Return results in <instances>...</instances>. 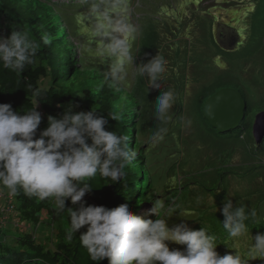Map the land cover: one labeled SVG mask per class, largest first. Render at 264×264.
Wrapping results in <instances>:
<instances>
[{"label": "trees", "instance_id": "obj_1", "mask_svg": "<svg viewBox=\"0 0 264 264\" xmlns=\"http://www.w3.org/2000/svg\"><path fill=\"white\" fill-rule=\"evenodd\" d=\"M115 2H120L118 9L111 7ZM200 2L202 0H0V37L8 38L13 30H21L27 31L40 43L36 56L26 64L21 74L4 68L0 63V104H10L14 111L23 115L33 107L37 99L34 94L38 93L36 110L42 119L37 138L48 126V116L61 118L70 104L74 106L73 113L94 110L97 115L105 116L108 119L105 130L127 136L129 148L136 152V158L124 169L125 175L119 182L99 173L86 180L92 188L82 198L84 206L111 209L127 203L130 209L135 210L141 207V202H149L155 208L153 220L165 219L169 226L184 222L192 230L205 227L215 236L217 246L224 250L222 256L236 253L247 264H258L264 253L259 251V254L253 238L264 234L261 208L264 202V139L253 140L248 128L250 113H245L235 129L218 132L202 117L200 110L188 117L181 115L183 96L180 99L173 88V91L168 88L166 81L160 89L172 91L176 104L169 113L170 121L162 124L155 119L156 98L152 92L156 90L148 89L147 78L138 75V66L157 54L156 49L165 34H169L166 35L169 41L185 45L188 39L196 44L195 35L201 33V44L212 48L200 53L203 59L207 60L209 54L215 53V57L224 54L226 59L230 58L232 51L224 52L222 46L213 40L214 33L221 28L219 21L199 18L207 14L203 12L206 7ZM227 3L238 4L240 0H228ZM247 4L249 7L246 9ZM154 5L159 6L158 10L163 7L170 15L164 20L155 17L157 22L144 25L146 30L140 49L127 61L126 75L122 80H111L107 75L110 69L103 67L102 63L104 42L96 35L101 15L93 16L94 12L101 10L115 17L122 9H133L136 16L135 8L138 7V12L146 15V19L152 15ZM241 12L245 15L243 19ZM66 13L77 18L88 15L92 29L83 43L76 38ZM237 13L234 21L243 22L246 18V28L254 30L260 37L259 43L246 50L237 64L240 69H245L246 76L251 73L253 78L264 64V0H248ZM187 16L190 19H182ZM201 20L200 32L196 33ZM158 22L161 24L157 26ZM45 34L52 37L49 45H43L41 41ZM254 56L261 60H255ZM234 57H238L236 53ZM131 64L133 67L129 68ZM225 81L233 83L230 75L225 77ZM248 90L251 92L250 87ZM242 94L247 98L244 87ZM125 99H128L127 109L124 106L118 108ZM247 100L249 110L250 106L260 108L251 95ZM130 107L133 108L131 117L128 116ZM173 118L175 122L172 124ZM160 127L167 128L163 139L167 136L176 139L173 149L176 155L166 170L168 179L172 177L173 180L165 185L162 184L163 177H156L155 187L160 188L156 192L152 177H140V181L132 175L135 168L142 169L147 165L148 152L153 149V140L146 138V134L153 135ZM237 151L242 154L233 160ZM129 182L141 189L134 197L126 192ZM160 198L162 202L158 203ZM226 200H231L234 209L243 204L247 211H255L256 216L246 222L248 235L232 238L224 229L222 208ZM79 206L80 202L73 205L70 199H66L65 210L58 211L52 198L28 197L22 190L12 196L0 184V264H96L80 241L86 226L75 232L71 239L68 237L70 218L67 209L75 210ZM42 223L51 228L44 239L37 234ZM250 244H253V249L247 248ZM97 264H108V260Z\"/></svg>", "mask_w": 264, "mask_h": 264}, {"label": "clouds", "instance_id": "obj_2", "mask_svg": "<svg viewBox=\"0 0 264 264\" xmlns=\"http://www.w3.org/2000/svg\"><path fill=\"white\" fill-rule=\"evenodd\" d=\"M227 1L211 0L210 3L219 8L199 18H215L219 21L221 28L214 33L213 40L222 46L224 52L232 51L230 58L226 59L224 54L215 57V53L209 54L207 60L203 59L200 53L212 48L201 44V33L195 35L196 44L188 39L189 42L185 45L169 41L166 39L169 34H165L156 49L157 54L147 63L138 66V75L147 78L148 89L156 90L152 92L156 98L155 119L162 124L170 121L169 113L176 104L173 88L180 99L183 96L181 115L188 117L200 110L202 117L207 116V122L221 132L209 121L214 109L210 107L207 110L210 105L206 100L210 98L214 101L217 91H220V96L223 90H227L223 94L225 96H232L237 91L244 104L241 118L234 128L240 125L245 113H250L248 128L250 127L252 138L256 141L257 132H263L261 139H264V64L253 78L251 73L246 76V72L242 76L245 69H240L237 64L246 50L259 43L260 37L254 30L246 28V18L243 22L234 21L237 12L243 9L248 0H240L238 4ZM152 7L153 13L146 19V15L142 16L138 7L135 8V13L138 14L136 17L144 20L143 25L137 24L136 27L130 23L127 15H123L124 9L115 17L102 14L96 27V35L104 42L105 51L102 53L110 61L107 75L111 80L119 81L126 75V61L131 60L140 49L141 38L146 30L144 25L157 22L156 18L167 19L170 15L163 7L162 15L154 14L159 6ZM248 7L247 4L246 9ZM224 15L227 21L222 20ZM240 16L242 19L245 17L243 12ZM187 18L189 16L182 17L185 20ZM203 20L199 22L196 33L200 32L199 26ZM160 24L158 22L157 26ZM125 35L134 39L131 53ZM41 41L43 45H49L52 37L45 34ZM39 49L40 43L31 38L27 31L13 30L8 38L0 37V63L4 68L21 74ZM181 52L183 53L180 55ZM262 56L264 62V55ZM254 59L261 60L258 56H254ZM229 75L232 84L225 81V77ZM166 81L172 91L160 89ZM242 87L246 89L247 98L242 94ZM34 95L37 99L33 107L23 115L14 111L10 104H0V184L12 196L22 190L28 197L40 200L52 198L58 211L65 210L66 199H70L73 205L80 202L77 209H67L70 218L68 237L71 239L75 232L86 226V232L81 234L80 241L92 261L96 264L104 259L108 260V264H247L236 253L220 256L215 250V236L205 227L192 230L184 222L169 226L165 219L153 220L155 208L149 202H141V207L135 210L130 209L127 203L111 209L104 206H84L82 198L92 188L85 181L99 173L104 178L119 182L125 175L124 169L136 158V152L129 148L127 136L105 130L108 124L105 116L97 115L94 110L73 113L74 106L71 104L61 118L48 116V126L37 138L42 117L36 110L39 94ZM250 95L256 105L260 104V108H247L246 101H249L247 99ZM213 103L215 107L218 100ZM174 122L173 118L171 123ZM148 133L146 138L159 142L167 133V128L160 127L150 138ZM241 154L240 151L235 152V159ZM140 191L134 183L129 182L126 186V192L133 197ZM143 204L152 208L151 213L142 210ZM222 214L223 227L232 238L248 235L249 227L246 222L256 216L255 211H247L243 204L234 209L231 200L224 202ZM174 243L186 247L183 249ZM253 243L258 252L264 253V234H257ZM249 249H253V244H250ZM258 264H262V260Z\"/></svg>", "mask_w": 264, "mask_h": 264}, {"label": "rangeland", "instance_id": "obj_3", "mask_svg": "<svg viewBox=\"0 0 264 264\" xmlns=\"http://www.w3.org/2000/svg\"><path fill=\"white\" fill-rule=\"evenodd\" d=\"M210 1L211 0H202V2H201L206 7L205 11H203V12H206L207 14H211L215 8H219L215 4H211ZM119 4H120V2H117V4H113L111 7L114 6L115 9H118ZM156 13L162 15L163 9H159V10L157 9L156 11H154V14H156ZM102 14H104V12L99 10L96 13L94 12L93 16L99 17V15H101V17H102ZM123 15H127V17L130 19V23L134 27H136L137 24H142V25L144 24L143 18H137L133 13V9H130V11L128 9H126L125 11H123ZM65 17L69 21L70 27L75 31L74 33L76 35V38L78 40H80L79 42L83 43L85 41L86 37H88V34L92 29L91 24L88 20V15L83 14L81 17L77 18L75 15H72L70 13H66ZM100 20H101V18H100ZM222 20L227 21L226 15H224L222 17ZM223 23L227 24V22H223ZM134 34H136V33H134ZM124 38L128 44V47H129V50L131 53V48L133 47L134 39L128 35H125ZM84 47H86V46H84ZM104 51H105V48H104V43H103L101 52L104 53ZM86 53L89 55L90 51L87 50ZM131 56H132V54H131ZM102 60H103V62H102L103 67L106 66L109 68L110 61L106 57L102 58ZM129 68H130V65H129ZM94 76L98 79L100 78V76L98 74H94ZM242 76H245V71L242 73ZM127 103H128V99H125L124 102L118 106V108L121 106H124V109H127ZM128 110H129L128 116L131 117L132 113H133V108L130 107ZM152 136L153 135L148 133L149 138ZM175 142H176V139L173 140L170 136H167L166 139H162L159 142H153L152 141L151 145L153 146V149H150L149 150L150 152H148V163H147V165L145 164L142 169L135 168L134 169V175H132V177L136 178V177L142 176V177H146V179H147V177H152L153 189L156 192H158L160 190V188L155 187V183L157 182L156 177H163L162 184L165 183V185H166L167 181L173 180L172 177L168 179L169 176H167V174H166V168H167L168 164L170 163L171 159L173 158V156H175V154H176L173 151V149L175 148L174 147ZM176 157H174V159ZM232 159L235 160V155ZM263 167H264V165H263ZM141 170L143 171L142 173H140ZM161 202H162V198L158 199V203H161ZM148 206L149 205H147V204H143L142 210L144 209V212L148 211L149 213H151L150 210L152 208L148 207ZM261 208H262V215H264V202H262ZM148 212H145V213H148ZM57 219H58V217H56V220ZM50 229L51 228L49 225L42 223L37 229V234L42 239H44L45 234L48 232L50 233ZM247 248L249 249V246ZM215 250L220 256H222V254L224 252L223 249H221L220 247L217 246ZM262 264H264V258L262 259Z\"/></svg>", "mask_w": 264, "mask_h": 264}, {"label": "water", "instance_id": "obj_4", "mask_svg": "<svg viewBox=\"0 0 264 264\" xmlns=\"http://www.w3.org/2000/svg\"><path fill=\"white\" fill-rule=\"evenodd\" d=\"M231 89V88H228ZM227 90H223L224 92ZM220 96V91H217L216 97L214 101L218 100V103L214 107V101L210 98L206 100V103L210 106L207 107V110L212 107L214 110L209 118V121L216 127L219 131L224 132L231 128H234L237 121L241 118L242 115V107L244 104V100L241 99L239 93L237 91L232 93V96ZM213 103V104H212ZM256 141H260L263 137L260 132L255 133Z\"/></svg>", "mask_w": 264, "mask_h": 264}, {"label": "bare ground", "instance_id": "obj_5", "mask_svg": "<svg viewBox=\"0 0 264 264\" xmlns=\"http://www.w3.org/2000/svg\"><path fill=\"white\" fill-rule=\"evenodd\" d=\"M203 118L206 120L207 116H204ZM214 125H216V124H214ZM234 129H235V128H234Z\"/></svg>", "mask_w": 264, "mask_h": 264}]
</instances>
